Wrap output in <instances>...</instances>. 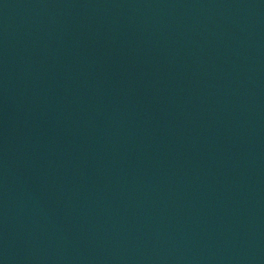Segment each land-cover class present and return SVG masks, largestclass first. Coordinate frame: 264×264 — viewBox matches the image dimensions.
<instances>
[{
	"label": "water",
	"instance_id": "95a60500",
	"mask_svg": "<svg viewBox=\"0 0 264 264\" xmlns=\"http://www.w3.org/2000/svg\"><path fill=\"white\" fill-rule=\"evenodd\" d=\"M0 264H264V0H0Z\"/></svg>",
	"mask_w": 264,
	"mask_h": 264
}]
</instances>
